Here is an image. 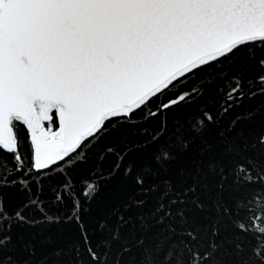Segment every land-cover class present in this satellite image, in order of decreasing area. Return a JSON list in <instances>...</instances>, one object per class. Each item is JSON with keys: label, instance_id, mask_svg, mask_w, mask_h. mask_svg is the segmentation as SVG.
Returning a JSON list of instances; mask_svg holds the SVG:
<instances>
[{"label": "snow or ice", "instance_id": "1", "mask_svg": "<svg viewBox=\"0 0 264 264\" xmlns=\"http://www.w3.org/2000/svg\"><path fill=\"white\" fill-rule=\"evenodd\" d=\"M221 64L235 72L223 73L227 78L209 98L213 104L223 100L221 111L215 117L205 111L201 127L176 146L181 125L167 141L173 151L155 156L161 170L175 177L165 181L164 195L172 204L190 203L203 213L201 190L218 194L217 217L207 226L195 218L189 224L188 209L181 207L182 226L170 225L166 242L137 239L134 264H219L216 253L228 242L221 222L233 214L221 207L224 191L236 193L231 199L237 215L245 210L242 219L231 221L236 235L250 237L251 255L241 264H264V215L248 211L260 195L264 213V102L250 110L245 104L264 96V0H0V189L26 197L9 213L0 194V248L10 239L4 231L30 223L25 209L43 211V179L51 180L52 173L65 175L63 191L53 187L52 199L57 205L71 201L73 215L67 219L78 222L81 203L74 199L71 176L92 151L113 152L106 141L117 133L126 140L139 119L190 99L189 93H169L189 76ZM233 107L245 111L222 124ZM252 122L261 125L259 134L247 127ZM97 188L89 181L84 196ZM209 228L205 245L201 238ZM119 239L117 229L110 240ZM82 240L100 264L86 234ZM234 247L244 250L242 244Z\"/></svg>", "mask_w": 264, "mask_h": 264}, {"label": "trees", "instance_id": "2", "mask_svg": "<svg viewBox=\"0 0 264 264\" xmlns=\"http://www.w3.org/2000/svg\"><path fill=\"white\" fill-rule=\"evenodd\" d=\"M225 72L235 75L232 65L221 64L205 72H199L196 76H189L169 95L185 92L190 94V99L180 102L162 115L149 120L139 119L137 126L132 128L126 140L121 141L119 137L123 133H117L116 139L105 142L106 146L114 149L113 152L101 153L99 148L92 151L91 158L83 162L71 176L72 190L76 193L74 199H78L81 203L78 222L67 219L68 216L73 215L71 201L67 205L63 203L57 205L52 199L55 195L51 190L53 187L63 191L60 182L65 175L52 173L51 180L44 178V194L41 196L43 211L39 207L25 209L24 215L30 223L13 224L10 230L2 233L10 239L7 247L0 248V262L2 264H94L87 250L88 246L82 240V236L86 234L91 248L100 255V264H134L139 260L137 239L147 237L149 243L166 242L169 226L175 225L177 229L182 226L179 216L181 207L188 209L189 224L195 218L196 223L209 225L217 217L216 205L221 201V196L206 194L201 190L200 198L207 206L203 213L194 211L190 203L172 204L171 196L164 195L165 181L167 178L175 182V177L171 172L161 170L162 165L155 156L163 151H173L167 141L177 134L181 125L179 139L175 141L176 146L179 145L180 140H189L194 129L201 127L198 121L203 119L205 111L214 117L218 111H221L223 100L217 99L213 104L209 98L216 95L217 90L224 83L227 77L222 74ZM261 102H264V96L245 101V104L250 110ZM244 111V107H233L223 115L222 124L226 125ZM245 124V121H241V126ZM247 127L252 128L257 134L261 131V125L255 122L247 123ZM154 137L158 138L154 139ZM138 179H143L144 183L141 185L137 182ZM89 181L97 184L98 188L93 196L86 198L84 191ZM32 190L36 191L35 186ZM0 194L9 213L16 211L26 199L24 193L9 188L0 189ZM234 195L235 192L228 191L222 194L221 207L226 205L227 208L233 209V214L230 217L226 213L221 222V236L226 237L228 242L224 243L216 253L219 264H241V261L249 258L252 251L247 243L250 237H246L244 233L236 235L238 230L231 223L232 220L242 219L245 215L243 209L240 210L239 215L236 214L231 199ZM137 201L143 203L138 204ZM259 202L260 195L249 202V214L255 211L257 215H264L259 211ZM160 204L164 205L163 209L159 208ZM169 212L171 215H166ZM46 215L53 217L55 222L47 220ZM121 217H124L123 223ZM224 225L228 227L225 228ZM183 226L188 227V225ZM117 229L120 239L111 241V233ZM210 238L209 228L208 235L201 239L207 245ZM236 244H242L244 250L237 253L234 247ZM125 247L129 251H123ZM201 251L204 249L202 248Z\"/></svg>", "mask_w": 264, "mask_h": 264}]
</instances>
